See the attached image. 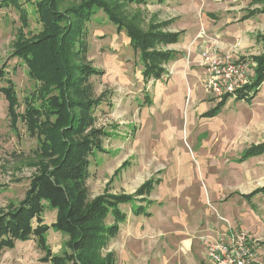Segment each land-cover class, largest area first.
<instances>
[{
  "label": "rangeland",
  "instance_id": "rangeland-1",
  "mask_svg": "<svg viewBox=\"0 0 264 264\" xmlns=\"http://www.w3.org/2000/svg\"><path fill=\"white\" fill-rule=\"evenodd\" d=\"M5 1L9 0H0V68L6 65L8 76L17 86L22 103L20 110L23 111L24 98L35 89L37 82L29 77V68L13 52L20 39V31L29 36L41 32L44 26L33 0H17L18 6L9 2L3 5ZM85 1L61 0L60 8L67 9ZM123 6L129 17L141 12L147 24L178 18V14L185 11L188 63L190 59V75L194 77L191 89L196 94L194 106L197 110L196 122L193 121L195 156L190 160L196 164V171H201L198 166H204V170L210 173L206 174L204 181L217 193L216 198L212 196L211 203L233 201L235 211L222 214L225 216H222L223 223L229 229L227 234L243 229L259 240L256 248L263 252L264 193L254 195L250 202L244 201L242 195L264 187V154L243 159L249 146L264 142V80L260 86L254 85L258 62L252 58L264 53V12L259 11L245 20L243 16L250 10L262 9L264 1L147 0L144 4L123 3ZM87 39L89 60L102 71L99 76L92 77L96 94L104 97L102 109L98 112V123L112 134L105 140V152H97L91 157V177L88 179L91 194H101L106 188L111 193L133 194L149 179L159 180L160 183L165 174L163 169H166L165 178L171 182L178 167V157L165 160L169 154L160 147L165 143L161 130L164 124H169L167 119L170 116L168 112L157 111L162 108L157 97L170 93L158 89L160 86L167 88L170 79L166 78L160 84L144 80L142 65L138 64L135 51L129 46L127 35L118 31L102 10L88 23ZM213 39L217 42L216 47L212 46ZM211 47L222 64L226 63L220 67L222 92L208 88L212 67L204 62V55ZM240 64L245 65V77L242 79L235 73ZM227 79L234 89L255 86L256 89H250L253 90L252 102L233 96V99L226 100L218 114L210 117L207 113L219 109L225 101L229 91L225 87ZM2 84L0 82V86ZM147 99L151 102L147 103ZM8 112V101L0 94V211L11 203L18 204L25 197L30 179L40 171L39 166L44 160L40 153V141L31 136L21 123L18 130L13 129ZM232 116H236L233 121ZM173 137L175 141L179 138L177 133ZM177 142L188 149L185 140ZM167 150L169 152L170 149ZM144 164L151 169L143 177L147 180L143 183L141 180L134 184L129 182L126 179L128 173L134 176L138 170L144 169ZM163 164V171L156 172V168ZM161 189L162 186L156 187L155 192L160 193ZM151 194L122 208L132 212V207L141 205L148 209L150 204H155ZM45 205L43 222L49 225L56 221L58 210L49 202ZM156 207L159 218V209L164 207ZM108 221H113L112 215ZM225 233L226 230H222L217 234ZM46 238L54 253L63 254L65 249L69 250V236L65 232L51 227ZM114 247L118 251L116 242ZM157 248L162 254L160 246ZM44 255L36 239L21 240L15 248L6 249L0 255V264H52L41 261ZM258 262L264 264V255L258 253Z\"/></svg>",
  "mask_w": 264,
  "mask_h": 264
},
{
  "label": "trees",
  "instance_id": "trees-1",
  "mask_svg": "<svg viewBox=\"0 0 264 264\" xmlns=\"http://www.w3.org/2000/svg\"><path fill=\"white\" fill-rule=\"evenodd\" d=\"M33 1L44 28L29 36L20 31L13 53L26 64L29 77L37 85L24 98V109L20 110L17 86L8 76L6 65H2L0 82L4 84L0 94L8 101L10 125L18 130L21 123L31 136H36L44 160L40 171L30 179L25 197L0 211V255L15 248L18 241L36 239L45 254L42 262L117 264V254L108 245L119 234L121 222L127 219L121 205L145 199L159 180L149 179L133 194L111 193L107 188L95 196L90 192L91 157L105 152V140L112 134L98 123L104 97L96 94L92 77L102 71L89 60L88 23L102 10L118 31L125 32L138 64L142 65L145 81L160 80L166 73V65L178 56L167 47L177 43L183 31L169 30L174 19L147 24L141 12L130 17L125 14L123 3L144 4L147 0H86L67 9L60 8L61 0ZM8 2L19 5L17 0L5 1L3 5ZM259 11L264 12V7L248 11L243 20ZM252 58L258 62L254 85L260 86L264 80V53ZM254 87L249 85L228 93L219 109L207 115L214 117L233 96L251 103L250 89ZM263 154L264 142L249 146L243 159ZM258 193H264V187L243 196L251 200ZM46 202L58 210L56 221L49 225L43 222ZM132 208L137 214H149L141 205ZM51 227L69 236V250L65 249L63 254L54 253L48 243L46 233Z\"/></svg>",
  "mask_w": 264,
  "mask_h": 264
},
{
  "label": "crops",
  "instance_id": "crops-1",
  "mask_svg": "<svg viewBox=\"0 0 264 264\" xmlns=\"http://www.w3.org/2000/svg\"><path fill=\"white\" fill-rule=\"evenodd\" d=\"M178 16V18L174 17L169 30L183 31V35L177 43L167 47L175 50L178 56L166 65V73L160 80H152L160 84L164 79H170L167 88L163 89L160 86L158 89V91L170 92L157 97L159 106H162L161 110L157 109V111L159 113L168 112L170 116V119H167L169 124H164L161 130L165 143L160 147L163 152L169 154L165 160L178 157V167L171 177V182L165 178L164 164L156 168V172L164 170L165 174L161 182L151 191L155 204H150L148 209H145L148 215L137 214L133 210L132 212L126 211L127 219L121 222L119 234L108 245L117 254V264H209L206 259L205 241L208 238L219 237L217 233L222 230L228 233L229 229L226 223H223V217H225L223 215L229 212L232 214L235 211L233 201H226L225 204L223 202L211 203L212 196L216 198L217 193L204 181L206 174L210 173L204 170V166H198L201 171H196V164L190 160L193 155L195 156L193 121L196 122L194 120L197 113L194 106L196 94L191 89L194 77L190 75V59L188 63L187 45L189 41L186 34L185 11L179 13ZM231 119L235 120L236 116H232ZM176 133L179 138L175 141L173 134ZM180 139L186 141L188 149L177 142ZM167 148L170 149L169 152ZM172 156L174 157L171 159ZM201 161L205 162V160L199 162ZM148 171L151 169L145 165L142 171L138 170L132 177L128 173L129 177L126 179L132 184L140 180L143 183L147 180L143 177ZM161 186L163 190L161 189L160 193L155 192L156 187ZM248 194L250 193L243 195ZM243 195L244 201H251ZM158 205L161 208L164 207L163 210L159 209V214H161L159 218H157L158 210H156ZM122 207L124 208V205H121ZM254 239L259 245V240ZM115 242L118 244V251L114 247ZM159 246L163 251L162 254L158 253L157 247ZM258 253L264 255L261 249Z\"/></svg>",
  "mask_w": 264,
  "mask_h": 264
},
{
  "label": "built area",
  "instance_id": "built-area-1",
  "mask_svg": "<svg viewBox=\"0 0 264 264\" xmlns=\"http://www.w3.org/2000/svg\"><path fill=\"white\" fill-rule=\"evenodd\" d=\"M213 47L217 46V42L212 43ZM213 48L206 50L204 55V62L209 64L211 74L208 79V88L216 92L220 91L221 83L219 79L222 74V60L214 53ZM235 73L238 78L242 79L245 76V65H238L235 68ZM225 87L228 93H233L236 89L230 84L227 79ZM238 89V88H237ZM256 240L252 235L248 234L245 230H235L230 234H222L219 237L208 238L205 241L207 249V262L209 264H259L258 250L256 248Z\"/></svg>",
  "mask_w": 264,
  "mask_h": 264
}]
</instances>
